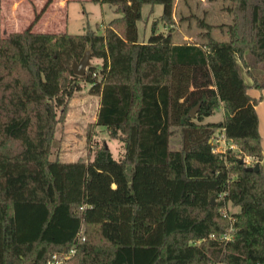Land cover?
Returning a JSON list of instances; mask_svg holds the SVG:
<instances>
[{
  "label": "trees",
  "instance_id": "trees-1",
  "mask_svg": "<svg viewBox=\"0 0 264 264\" xmlns=\"http://www.w3.org/2000/svg\"><path fill=\"white\" fill-rule=\"evenodd\" d=\"M90 1L117 14L102 33H0V264H53L72 248L60 264H264V168L245 169L263 158L262 96L248 90H264V0H231V23L201 21V41L182 43L154 21L138 36L143 7L172 24L174 0ZM86 50L102 64L79 76ZM80 81L121 158L105 144L90 160L49 158ZM216 130L238 153L213 151Z\"/></svg>",
  "mask_w": 264,
  "mask_h": 264
},
{
  "label": "rangeland",
  "instance_id": "rangeland-1",
  "mask_svg": "<svg viewBox=\"0 0 264 264\" xmlns=\"http://www.w3.org/2000/svg\"><path fill=\"white\" fill-rule=\"evenodd\" d=\"M232 6L231 0H174L173 22L170 24L159 20L162 5H154L152 12L149 11L151 6L145 5L142 9V20L137 22L139 40H147L154 21L156 31L171 32L176 42H200L199 34L203 32L200 22L205 21L212 25L229 24L233 17L230 11ZM0 7V33L3 37L28 27L35 32L82 34L92 29L102 33L104 26L117 16L111 5L90 0H1ZM37 14L39 15L35 19ZM212 36L217 40L228 38L226 30L219 27L212 30ZM101 64V60L92 57L90 53L89 67H95V71L99 72ZM262 74L264 76V72ZM80 86V90L75 91L68 100L65 113L56 125L49 158L65 162L90 160L97 148L103 144L107 145L114 158H121L123 143L111 139L103 127L95 124L100 96L90 93L89 83L80 81ZM256 92L260 95L259 90ZM261 106L264 110V102ZM261 116L264 131V113ZM223 118L224 110L220 107L213 115L204 118V121L218 122ZM217 134L220 137V133ZM260 136L264 158V134L262 136L260 133ZM177 142L178 138H174L175 148L178 147ZM230 144L227 142L224 153ZM234 146L233 150L238 153L237 146ZM217 148L215 147L216 150ZM228 207L231 211L234 210L233 207ZM53 254H57L60 261L67 260L59 249H55L51 256Z\"/></svg>",
  "mask_w": 264,
  "mask_h": 264
},
{
  "label": "water",
  "instance_id": "water-1",
  "mask_svg": "<svg viewBox=\"0 0 264 264\" xmlns=\"http://www.w3.org/2000/svg\"><path fill=\"white\" fill-rule=\"evenodd\" d=\"M90 66V52L86 50L79 61H73L72 63V71L74 74L79 76H84L87 68ZM199 104H197L194 108L189 111V114L192 118H194L196 111L198 110ZM243 161L241 160V163ZM247 171H258L260 169V163L256 162L254 165L247 166L245 168ZM212 202H214L212 200Z\"/></svg>",
  "mask_w": 264,
  "mask_h": 264
},
{
  "label": "built area",
  "instance_id": "built-area-1",
  "mask_svg": "<svg viewBox=\"0 0 264 264\" xmlns=\"http://www.w3.org/2000/svg\"><path fill=\"white\" fill-rule=\"evenodd\" d=\"M227 142H230V141H228L223 134H220V137H217L214 140L215 146H214L213 151L223 154L224 151H225L224 147H226ZM215 147H218L217 150L215 149ZM234 147L235 146L231 143L230 146H228L227 149H233ZM246 160H247V165H251L249 163L250 162V158L247 157ZM211 237H213V235H211ZM224 238L228 239V238H230V235H225ZM61 254H63L66 257V259H68L72 254H74V249L72 248L69 251L63 250V251H61ZM62 262H64V261H60L58 259V255L57 254H53V256H52V263L53 264H60Z\"/></svg>",
  "mask_w": 264,
  "mask_h": 264
},
{
  "label": "crops",
  "instance_id": "crops-1",
  "mask_svg": "<svg viewBox=\"0 0 264 264\" xmlns=\"http://www.w3.org/2000/svg\"><path fill=\"white\" fill-rule=\"evenodd\" d=\"M140 41H145V39L143 38L142 40H140ZM176 42V41H175ZM176 43H182V42H176ZM243 76H244V80H245V82H246V84H248V85H251V83H252V80L249 78V80H247V77H246V75H245V73L243 72ZM256 90L257 89H254V88H250L249 90H248V93L251 95V96H253V97H257L259 94L256 92ZM259 92H260V95L259 96H262V99L258 102V104L255 106V109H256V112H257V115H258V118H259V131H260V133L262 134V136H263V134H264V131H263V126H262V123H261V120H262V116L261 115H263V113H264V110H263V106H261L262 105V103L264 102V90H259ZM258 94V95H257ZM206 122H213V121H208V120H205ZM260 164L262 165V167L264 168V158H262V160H261V162H260Z\"/></svg>",
  "mask_w": 264,
  "mask_h": 264
}]
</instances>
